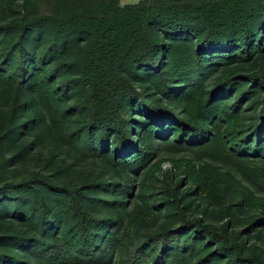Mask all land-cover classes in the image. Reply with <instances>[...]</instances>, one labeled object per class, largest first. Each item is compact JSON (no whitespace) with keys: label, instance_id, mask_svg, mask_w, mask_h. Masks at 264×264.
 I'll return each instance as SVG.
<instances>
[{"label":"trees","instance_id":"obj_1","mask_svg":"<svg viewBox=\"0 0 264 264\" xmlns=\"http://www.w3.org/2000/svg\"><path fill=\"white\" fill-rule=\"evenodd\" d=\"M46 1L41 9L24 11L20 19L0 26V86L14 95L0 146L37 129L43 138L69 144L84 157H100L112 170L134 171L154 153L156 140L181 150L184 142L207 137L208 125L221 123V136L211 133L209 141L219 137L244 162L264 160V96L261 121L248 130L240 131L238 109L264 89V76H230L210 91L205 85L222 65L264 53V0ZM74 47L77 54L65 61ZM236 91L230 105L226 95ZM77 92L78 98L64 105ZM151 93L171 96L188 121L148 105ZM18 108L30 116L18 120ZM76 111L82 119L71 127L68 118ZM190 181L198 193L205 192V180L191 176ZM98 186H69L48 176L0 185V219H17L31 232L13 237L9 251L30 254L34 264H104L120 254L124 234L118 210L128 187L111 181L112 200H101L89 194ZM191 191L173 199L188 206ZM248 199L241 195L239 204L249 206ZM104 209L117 217L99 215ZM232 234L226 225L218 229L200 218L183 220L180 229L147 236L139 246L132 240L128 264H187L191 258H197L193 264H264L261 253L244 252L240 232ZM56 245L68 248L72 260L52 253ZM10 259L24 264L13 254Z\"/></svg>","mask_w":264,"mask_h":264},{"label":"rangeland","instance_id":"obj_2","mask_svg":"<svg viewBox=\"0 0 264 264\" xmlns=\"http://www.w3.org/2000/svg\"><path fill=\"white\" fill-rule=\"evenodd\" d=\"M137 1L139 0H119V3L124 5ZM46 2V0H15L9 5L6 0H0V26L14 19H20L24 11L34 12L41 9L47 5ZM77 51V47L72 48L64 58L65 61H71ZM237 75H241L240 78L251 75L264 76V53L249 61L222 65L205 82L206 90L210 91L227 77ZM249 84L251 85L250 82ZM237 92H229L226 95L230 105L235 104ZM262 96L264 89L258 91L254 97L246 98L239 106L242 116L240 131L248 130L252 124L261 121ZM77 98L78 92L71 94L64 105H70ZM146 99L151 107L168 110L182 121L187 120L181 106L171 96L151 93L146 95ZM13 101V93L0 86V133L9 124ZM15 115H18V120L23 121L30 116V113L23 114V110L18 108ZM137 117L143 116L136 114L135 118ZM81 119L78 111L73 112L68 118V125L76 127ZM168 120L165 119L166 122ZM158 121L161 124L164 122L162 118ZM210 127L208 125L210 134L207 137L184 142L181 150L156 140L155 148L152 149L154 153L134 171L123 170L121 166H118V170H112L100 157H84L69 144L59 143L54 138H43L37 129L28 131L21 141L12 139L0 146V185L5 182L17 183L32 177L46 176L54 182L69 186L98 182L99 186L95 187L97 189L89 194L101 200H112L109 186L111 181L121 182L127 186L128 194L124 198L126 203L118 210L121 219L120 233L124 234L121 237L124 248L120 254L116 256L114 254L104 264H128L135 245L144 244L147 236H154L166 230L176 231L180 229L183 220L191 222L197 218L218 229L226 225L232 237L233 232H240V239L245 244L244 252L246 254L259 252L264 258V168L259 167L263 165L264 160H256L258 162L256 165L255 162H244L245 158L232 156L219 137L209 141L214 132L221 136L224 126L220 123L218 127ZM70 130L68 128V131ZM168 140H172V135ZM29 142L34 143L23 152L22 146ZM187 171L190 172V176ZM191 176L197 181L205 180L208 183L205 192H197L195 183L190 181ZM103 183H106V187L102 186ZM188 190H192L187 194L188 206H185V200L177 202L173 199V195H182ZM241 195L249 198V206L239 204ZM115 212L104 209L99 215L115 218L117 217ZM24 234L30 235V228L22 225L19 220L0 219V259H4L5 264H14L10 259L11 254L22 259L24 264H34L30 254L20 251L11 253L10 247L7 246L9 242L13 243V237ZM132 240L135 245L132 244ZM51 252L72 260L71 251L62 245H56ZM196 259L191 258L187 264L191 262L193 264ZM169 262L176 264V260ZM222 263L216 262V264ZM177 264H180V261H177Z\"/></svg>","mask_w":264,"mask_h":264}]
</instances>
